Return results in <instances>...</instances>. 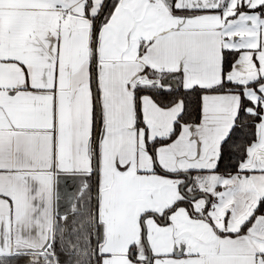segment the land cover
<instances>
[{
  "label": "snow or ice",
  "instance_id": "obj_1",
  "mask_svg": "<svg viewBox=\"0 0 264 264\" xmlns=\"http://www.w3.org/2000/svg\"><path fill=\"white\" fill-rule=\"evenodd\" d=\"M0 264H264V0H0Z\"/></svg>",
  "mask_w": 264,
  "mask_h": 264
},
{
  "label": "crops",
  "instance_id": "obj_2",
  "mask_svg": "<svg viewBox=\"0 0 264 264\" xmlns=\"http://www.w3.org/2000/svg\"><path fill=\"white\" fill-rule=\"evenodd\" d=\"M60 199L57 204V211L59 213H65L69 211V189L65 186L64 178L62 177L59 184Z\"/></svg>",
  "mask_w": 264,
  "mask_h": 264
}]
</instances>
